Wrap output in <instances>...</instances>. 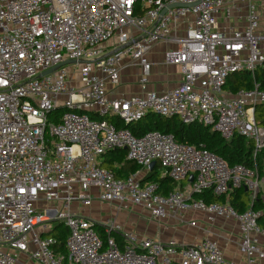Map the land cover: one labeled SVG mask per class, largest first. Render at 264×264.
<instances>
[{
	"label": "built area",
	"instance_id": "obj_1",
	"mask_svg": "<svg viewBox=\"0 0 264 264\" xmlns=\"http://www.w3.org/2000/svg\"><path fill=\"white\" fill-rule=\"evenodd\" d=\"M261 3L0 0V264H16L21 255L36 264H235L209 239L163 244L113 221L98 224L73 213L75 203L91 205L93 191L101 203L141 207L155 220L198 212L209 224L234 221L243 264L264 262L260 212L251 208L264 197L255 169L229 166L170 133L135 136L126 128L154 114L210 127L226 141L246 138L254 156L263 151L264 126L256 124L255 108L264 105V90L256 82L235 93L225 89L231 75L253 76L264 64ZM242 8V29L219 25L222 14L228 18ZM158 43L170 45L163 62L179 69L181 81L161 92L109 98L125 66L137 64L139 84L147 85L146 54ZM67 61L76 63L43 75ZM112 150L124 151L139 169L116 178L100 166ZM152 162L174 184L166 194L158 183L142 179ZM239 188L251 199L242 213L228 202L195 198L206 191L226 198ZM55 222L68 231L66 256L54 252L56 240L46 235Z\"/></svg>",
	"mask_w": 264,
	"mask_h": 264
},
{
	"label": "crops",
	"instance_id": "obj_2",
	"mask_svg": "<svg viewBox=\"0 0 264 264\" xmlns=\"http://www.w3.org/2000/svg\"><path fill=\"white\" fill-rule=\"evenodd\" d=\"M259 6L261 14L259 31H264V3L259 4ZM245 14L246 12L243 8L240 12L230 14L228 18L222 14L218 18L219 25L242 29L245 26ZM106 47L108 46H104V48ZM169 48V44L158 43L149 49L146 59L151 64V71L149 81L144 88L139 84L140 67L137 64L123 67L120 72L119 85L115 88L109 87L108 89L109 98L141 95L147 91L161 92L175 87L181 81L179 69L165 65L163 62L164 52ZM149 171L148 169L145 173L147 174ZM144 177L142 176L143 181ZM259 179L264 184V177ZM173 188L174 184L171 185L170 190L161 187L160 191L162 190L163 194H166ZM95 194L96 192L93 191V200L90 206L84 207L75 203L72 205V212L98 224L113 221L126 230L163 244L174 241L180 245H190L203 239H209L219 245L227 260L235 264H243V260L238 253L240 233L238 225L234 221L219 219L216 223L209 224L205 216L198 212L185 213L178 218L155 220L141 207L128 206L126 209H123L118 208L115 204L103 205L97 200ZM224 202H228V197L225 198ZM192 221L195 222V226H190ZM261 242L264 243L263 241ZM16 264L36 263L26 255H21ZM259 264H264V262Z\"/></svg>",
	"mask_w": 264,
	"mask_h": 264
},
{
	"label": "trees",
	"instance_id": "obj_3",
	"mask_svg": "<svg viewBox=\"0 0 264 264\" xmlns=\"http://www.w3.org/2000/svg\"><path fill=\"white\" fill-rule=\"evenodd\" d=\"M254 82L260 85V89L264 90V64L260 65L254 72L253 76L248 72H240L231 75L225 85V89L232 93L239 90L251 89ZM255 122L258 126H264V105L255 108ZM117 127H123L116 120ZM133 135L141 136L148 131H159L161 133H170L174 138L182 143H187L194 147H203L209 152L219 156L229 166L243 165L250 169H256L259 178L264 177V150L256 156L253 154V142L246 138L235 136L229 141L220 137V135L211 130L210 127H204L200 124H182L178 119H166L154 114L147 115L144 119L137 123L127 125ZM117 164V165H115ZM100 166L105 169L112 170L116 178L122 179L127 177L139 169V167L130 161L125 160V152L121 150H112L106 152L101 158ZM161 168L157 164L156 167L149 171L145 178V182L158 183L159 187L170 190L173 183L165 176L161 177ZM161 193H164L161 190ZM202 199L206 203H223L225 197H216L211 191H206L195 196ZM250 193L244 188L234 189L228 195V203L239 213L250 208ZM252 209L260 212L258 225L264 229V200L257 197L253 202ZM99 234L103 230L96 227ZM67 229L60 223H53L50 232L47 234L55 238L56 243L52 247L55 253L66 256L65 240L67 237Z\"/></svg>",
	"mask_w": 264,
	"mask_h": 264
},
{
	"label": "water",
	"instance_id": "obj_4",
	"mask_svg": "<svg viewBox=\"0 0 264 264\" xmlns=\"http://www.w3.org/2000/svg\"><path fill=\"white\" fill-rule=\"evenodd\" d=\"M178 6H180V5H173V6H171L170 8H172V7H178ZM164 12H165V11H163L162 14H163ZM81 62H82V61H78L77 63H81ZM75 63H76L75 61H67V62H64V63H62V64H59L58 66H56V67L53 68L52 70H49V71L43 73V75L49 74V73H51V72L57 70V69L60 68L61 66H65V65H68V64H75ZM155 165H156V163H155V162H152V163L148 166V169L151 171V170L155 167ZM189 180L191 181L192 178L189 177Z\"/></svg>",
	"mask_w": 264,
	"mask_h": 264
},
{
	"label": "rangeland",
	"instance_id": "obj_5",
	"mask_svg": "<svg viewBox=\"0 0 264 264\" xmlns=\"http://www.w3.org/2000/svg\"><path fill=\"white\" fill-rule=\"evenodd\" d=\"M114 41V39H112V40H110L109 42H107L108 44H106L107 46H109V43H111V42H113ZM69 70V74H71L74 78L76 77V72L74 71V69H72V68H68ZM252 170H254V169H252ZM256 170V169H255ZM257 171V170H256ZM258 173V172H257ZM144 175L146 176V173L143 171V173H142V176L144 177ZM145 178V177H144ZM263 191V190H262ZM261 193V192H260ZM259 195H262V194H259ZM100 202V201H99ZM101 203V202H100ZM249 203H251V199H250V202ZM101 204H103V205H114V204H105V203H101ZM118 207V206H117ZM118 208H122V207H118ZM124 209V208H123ZM92 220H96V219H92ZM98 221V220H97ZM48 234V233H47ZM46 234V235H47Z\"/></svg>",
	"mask_w": 264,
	"mask_h": 264
}]
</instances>
